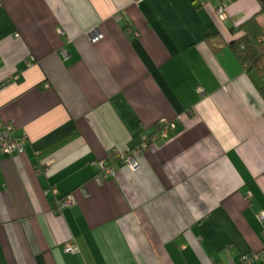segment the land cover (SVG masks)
<instances>
[{
  "label": "crops",
  "instance_id": "crops-1",
  "mask_svg": "<svg viewBox=\"0 0 264 264\" xmlns=\"http://www.w3.org/2000/svg\"><path fill=\"white\" fill-rule=\"evenodd\" d=\"M259 11L257 0H0V119L26 139L22 154H0V264L264 252V100L226 46L253 15L264 28ZM163 120L175 129L143 148ZM126 154L135 171L117 161ZM97 161L115 174L98 181Z\"/></svg>",
  "mask_w": 264,
  "mask_h": 264
},
{
  "label": "built area",
  "instance_id": "built-area-1",
  "mask_svg": "<svg viewBox=\"0 0 264 264\" xmlns=\"http://www.w3.org/2000/svg\"><path fill=\"white\" fill-rule=\"evenodd\" d=\"M199 1V0H195ZM217 14L220 19H226L221 8L217 9ZM61 36L63 35L60 32ZM103 39L101 33H97L95 36L89 38L91 44H96ZM199 93H203L201 89L198 90ZM176 124L173 122H167L165 120L160 121L158 124L157 132L150 136L144 137L141 142V146L146 148L147 146L159 141L166 139L168 135L175 129ZM25 137H16L13 134V128L10 123L3 122L0 119V154L11 155V154H22L24 152ZM117 161L129 168L132 171H135L138 168V164L132 155H120L117 157ZM99 169V173L96 176L98 181H104L106 176H113L117 170L115 164L107 163L104 161H97L95 163ZM80 192L84 196H88V192L85 189H81ZM251 198V194L248 193L245 197L247 201ZM74 204V198L72 194L66 195L63 199L58 202V210L60 211L64 207H69ZM264 215H260L259 220H262ZM64 252L75 254L78 252V248L72 243H66L63 247ZM264 260V252L259 253H249L241 256L237 261H226L223 264H254L257 261Z\"/></svg>",
  "mask_w": 264,
  "mask_h": 264
},
{
  "label": "trees",
  "instance_id": "trees-1",
  "mask_svg": "<svg viewBox=\"0 0 264 264\" xmlns=\"http://www.w3.org/2000/svg\"><path fill=\"white\" fill-rule=\"evenodd\" d=\"M191 1L194 2V0ZM257 1L260 4L259 13L264 12V0ZM195 7L198 10L201 8L200 5H196ZM256 17L257 14L231 27L229 29L230 34L235 37L226 46L232 51L235 59L244 72L251 78L264 100V28L258 24ZM206 28V42L212 49L218 50L220 46L224 45L220 34L210 22H206ZM71 136L72 134H69L49 145L41 154L47 155L53 152L70 139Z\"/></svg>",
  "mask_w": 264,
  "mask_h": 264
}]
</instances>
